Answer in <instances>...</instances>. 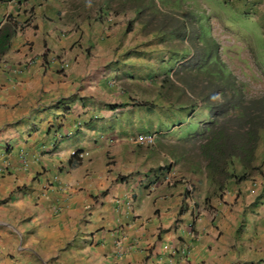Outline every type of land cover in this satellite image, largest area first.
<instances>
[{
    "label": "crops",
    "instance_id": "obj_1",
    "mask_svg": "<svg viewBox=\"0 0 264 264\" xmlns=\"http://www.w3.org/2000/svg\"><path fill=\"white\" fill-rule=\"evenodd\" d=\"M9 15L19 25L0 60V264H165L166 246L172 264H264L258 176L211 194L206 171H178L128 138L130 91H144L126 81L145 68L138 28L76 23L64 0H0V24Z\"/></svg>",
    "mask_w": 264,
    "mask_h": 264
},
{
    "label": "rangeland",
    "instance_id": "obj_2",
    "mask_svg": "<svg viewBox=\"0 0 264 264\" xmlns=\"http://www.w3.org/2000/svg\"><path fill=\"white\" fill-rule=\"evenodd\" d=\"M67 13L76 23L83 20L100 21L108 17L131 23L145 37L144 71L131 74L130 89L139 86L144 91L137 96L130 91L133 106L126 110L122 125L131 142L144 149H158L162 160L176 164L177 170L205 172V162L192 142L181 138L195 132L200 123L209 120V109L200 108L192 117L182 102L189 97L178 88L165 84L166 73L180 66L189 54L208 53L212 43L218 46L217 54L242 85L249 97L264 96V4L254 11L243 9L241 0H64ZM249 7V5L247 6ZM253 7V5H252ZM129 26V24H128ZM187 27L188 37L176 33ZM216 54V53H215ZM144 55V54H142ZM205 75L192 70L190 79L196 92H203ZM155 81V82H154ZM126 82V83H127ZM168 93H170L168 95ZM166 95L170 100L166 99ZM201 100L203 98H200ZM136 101V103H134ZM204 102V99L202 100ZM203 104V103H202ZM190 120V121H189ZM154 133V146L135 142L140 134ZM125 138V137H124ZM173 160H172V159ZM256 164L260 173L261 190H264V128L260 130ZM179 166V167H178ZM2 169V170H1ZM6 165L0 167L5 174ZM9 169V167H8ZM231 170L241 175L243 166L235 159ZM177 178V177H176ZM236 180V179H235ZM254 185V184H253ZM259 186L254 185L253 188ZM257 192V191H256Z\"/></svg>",
    "mask_w": 264,
    "mask_h": 264
},
{
    "label": "trees",
    "instance_id": "obj_3",
    "mask_svg": "<svg viewBox=\"0 0 264 264\" xmlns=\"http://www.w3.org/2000/svg\"><path fill=\"white\" fill-rule=\"evenodd\" d=\"M18 25L16 17L12 15L0 24V60L9 49ZM131 28L129 23L127 30ZM188 30L181 27L176 33L178 37L185 38L189 35ZM217 50L218 46L213 42L208 53L200 51L189 54L180 66L172 68L165 77V84L171 87L178 84L179 90L189 97V100L182 102L184 108L190 110L189 116H193L202 103L209 108V120L202 122L195 132L182 139L192 142L205 162L211 194L224 190L230 179L240 182L260 173L256 160L260 130L264 128V96H246L241 90L242 85L226 72L227 68L219 60ZM192 70L205 75L203 92H196L192 87ZM170 98L166 95V99ZM235 159L244 168L241 175L231 170Z\"/></svg>",
    "mask_w": 264,
    "mask_h": 264
},
{
    "label": "built area",
    "instance_id": "obj_4",
    "mask_svg": "<svg viewBox=\"0 0 264 264\" xmlns=\"http://www.w3.org/2000/svg\"><path fill=\"white\" fill-rule=\"evenodd\" d=\"M35 58L31 57L30 60H29V63L30 62H36V60H34ZM70 66V63L66 60H64L63 62H61V65H60V68L62 70H67ZM135 141L139 144H143V145H146V146H153L155 144V136L152 134V133H147V134H140V135H137L135 137ZM79 157L82 159L85 157V153L81 152L79 154ZM21 161H22V165L23 166H27L28 165V162H29V158H28V155L27 154H23L21 156ZM2 170V169H1ZM5 171L8 170V166H6V169H4ZM172 178V175H169L167 176V180L170 181ZM53 179L55 182H59L60 180V176H59V173H56L54 176H53ZM117 203H119V205H122V204H126L127 206H129V208L132 207L133 203L131 200H127V201H121V200H117ZM189 227L192 229L193 231V223L189 224ZM193 233V232H191ZM166 249H168V257L166 258V262L165 264H172V257L170 256V252L172 251V248L166 246L165 247ZM186 249H183V253L186 254V250H187V247L185 246Z\"/></svg>",
    "mask_w": 264,
    "mask_h": 264
},
{
    "label": "clouds",
    "instance_id": "obj_5",
    "mask_svg": "<svg viewBox=\"0 0 264 264\" xmlns=\"http://www.w3.org/2000/svg\"><path fill=\"white\" fill-rule=\"evenodd\" d=\"M202 106H206V105H204V104H201V107ZM200 107V108H201ZM207 107V106H206ZM209 109V108H208ZM198 110V109H197ZM196 113V112H195ZM192 117V116H191ZM201 124V123H200ZM200 126V125H199ZM145 134H147V133H145ZM154 136H155V134L154 133H152ZM184 138V137H183ZM58 139V138H57ZM181 140H182V138H181ZM136 142V141H135ZM137 143V142H136ZM155 143H156V137H155ZM139 144V143H138ZM143 145V144H142ZM155 145V144H154ZM153 145V146H154ZM146 146V145H145ZM150 147V146H149ZM81 152H79V151H74L73 152V156H76L78 159H81L80 157H79V154H80ZM83 153H85V152H83ZM83 159V158H82ZM205 171H206V169H204ZM207 172V171H206ZM169 175H172V178H171V180L170 181H172L173 179H176V177H177V171L175 170V169H172L171 171H169V173L167 174V176H169ZM166 176V177H167ZM208 176V175H207ZM117 200H121L122 201V199H120V198H118V199H116L115 200V203H116V205L117 206H121V205H119V203H117ZM127 200H130V199H127ZM127 200H123V201H127ZM132 201V200H131ZM132 203H133V205H132V207L131 208H133V206H134V202L132 201ZM122 205H126V204H122ZM129 207V206H128Z\"/></svg>",
    "mask_w": 264,
    "mask_h": 264
}]
</instances>
